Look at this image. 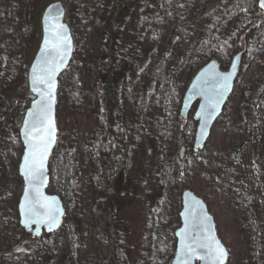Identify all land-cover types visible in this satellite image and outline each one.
I'll use <instances>...</instances> for the list:
<instances>
[{"label":"rangeland","instance_id":"rangeland-1","mask_svg":"<svg viewBox=\"0 0 264 264\" xmlns=\"http://www.w3.org/2000/svg\"><path fill=\"white\" fill-rule=\"evenodd\" d=\"M171 1L179 16H176L177 21L183 18L192 21L216 6L220 0ZM47 4L40 2L34 5L33 0H0V39H11L15 45L28 41L30 64L41 42V16ZM142 8L141 2L135 4L127 22L121 24L122 27L117 32V51L131 48L135 43L143 48L154 47L150 40L154 24L142 18ZM243 13L240 12V15ZM90 21L88 7H84L73 20L75 58L79 64L78 81H66L64 78L60 93L58 92V125L62 124L63 115L69 117L72 111L75 112L72 118H65V126L69 125L74 130L78 137L77 145L67 158L58 154L50 162L51 180L48 191L58 194L64 206L61 186L65 177H70V215L67 222L64 219L62 227L53 233H44L39 237L30 233L35 238V243L49 246L59 264H67L72 252H75L78 264H133L138 261L139 253L142 252L140 246L143 227L152 211L156 210L161 221L169 226L168 229L175 236V231L180 226V218L175 214L178 202L181 203L183 191L190 189L208 203L218 224L221 239L227 247L233 248V257L228 264H249L248 247L249 240L253 244L255 221L264 225V74L259 73L264 65V37L256 35L258 26L250 30L242 27L239 35L233 36V42L241 45L240 48L250 47V58L248 61L243 60L239 79L227 106L201 151L194 149L197 124L193 131L192 124L188 122V128L185 125L182 132L183 122L177 120L174 139L165 156L160 160L156 157L154 151L147 146L146 134L141 131L135 134L132 131V128L136 130L133 123L139 114L144 113L149 117L152 129H155L157 113L164 115L163 109L169 108V102H160L157 96L150 97L146 94V84L141 87L147 73L151 74L150 77L154 75L152 69L137 75L126 63L120 67L117 76L123 82V105L132 134L129 137L127 155L128 178L114 202L112 198L101 196L96 184L97 179L99 182L106 180L112 167L111 154L107 149H99L88 135V129L93 130L103 120L96 81L102 75L99 51L109 34L105 31L102 19L97 17L91 32L88 25ZM34 28L36 33L38 29V35L33 34ZM242 35L244 38L239 40ZM201 40L202 38L196 37L193 48L182 38H178L176 42L177 60L176 63L173 61V70L178 72L189 65L190 81L208 61L202 65L190 62L196 51L208 44L207 39L205 42ZM167 44L168 39L164 46ZM201 52L205 57L208 54L204 49L199 51ZM108 54L111 56L110 51L105 53ZM119 55L112 54L117 60ZM30 103L28 101V107ZM20 107L19 103L9 107L4 100H0V154L3 162V166L0 164V185L4 181L9 183L8 189L0 188V264H24L25 247L18 251L15 248L25 243L26 238H31L16 222L19 221L18 203L24 188L19 172L23 145L20 141V129L15 122V115ZM73 108L75 109L72 110ZM192 116L193 112L187 119ZM112 126L121 135L124 134L123 130L128 129L122 128L116 115L112 117ZM258 130L261 133L260 160L256 164L253 156L254 143L251 141ZM181 136L186 141L184 146L180 144ZM248 139L251 141L244 151V160L242 163H234L232 149ZM189 142L194 150L192 154H189ZM182 148L184 151L181 156ZM160 161L163 163L164 179L157 182L156 170L161 165ZM204 166L216 177H211L208 181L203 174ZM243 167L248 174L246 189L253 194L250 202L242 195L239 184ZM261 240L264 258V232Z\"/></svg>","mask_w":264,"mask_h":264},{"label":"trees","instance_id":"trees-1","mask_svg":"<svg viewBox=\"0 0 264 264\" xmlns=\"http://www.w3.org/2000/svg\"><path fill=\"white\" fill-rule=\"evenodd\" d=\"M53 1L55 0H33L34 5L40 2L44 4L47 2L49 4ZM62 1L67 9L66 21L70 24L72 31L74 29L73 20L77 18L78 13H80L84 7H88L91 15V21L88 24L90 25V31L93 32L97 17L102 19L105 31L109 34L106 43L101 44L99 51L101 60L99 62V67L102 71V75H100L96 81L103 120L100 121L93 130L90 131L88 129V135L99 149H107L111 154L112 167L107 173V178L103 182H99V179H97L96 181L98 182L96 184H98L97 189L101 192V196L112 198L115 202L128 178L127 155L129 154L130 146L129 137L132 134L127 124L125 106L123 105V82L122 79L117 76L120 67L126 63L133 71L135 70V74L137 75L140 73L145 74L144 71L147 72L152 69L154 75L150 77L151 74L147 73L146 80L143 83L140 82L142 83L141 87L146 84V94H149L150 97L151 95L157 96L160 102L163 100L169 102V108L163 109L165 111L164 115L161 112L157 113L155 129H152L149 117L144 113L139 114L138 117L135 118L136 124L133 123V126L136 130L132 128L135 134H138L140 131L146 134L148 148L151 149L152 152L154 151L156 157L160 160L162 156H165L168 146L174 139V125L177 120L181 123L183 122L182 132L185 125L188 128V122L192 124L193 131H195L197 124L193 116L184 120L179 115L183 96L189 85L190 79L188 73L189 65L178 72L173 70L174 62L176 63L177 60L175 52L177 39L182 38L190 48L194 47L193 40L196 39V37L202 38L201 42L207 39L208 44L201 48L207 51V56L205 57L202 52L199 53L201 49H198L191 57L190 62H197L202 65L207 60L218 59L221 62L222 68L227 69L233 56L241 50H246L243 60L248 61L250 58V56H248L250 54L248 52L250 47L249 49H244V47L240 48L241 45L239 46L233 42V36L239 35L242 27H246V30H250L258 26L255 32L256 35H259L260 38L264 37V13H262L258 7L259 0H220L216 6L209 9L195 20L187 21V18L182 17L183 19L177 21L176 16H179L171 0ZM138 2H141L143 5L141 12L142 18L148 19L154 24L151 35L152 39H150L154 47L143 48L140 44L135 43L131 48H123L117 51V32L120 31V27H122L121 24L127 22L133 7ZM243 11L245 12L243 13ZM240 12L243 14L240 15ZM35 33L36 28H34L33 31V34ZM36 34L38 35V29ZM243 38L244 35H242L239 40ZM167 39L168 44L164 46ZM28 46V41L21 45H15L12 43L11 39H0V100H4L9 107L17 103L21 104L20 109L15 115V122L19 129L26 109L28 108L27 103L33 100V95L28 85V70L30 67ZM107 51L111 52V56L109 54L105 55ZM112 54H120L119 60H117V57L112 56ZM78 65L74 55L67 71L60 78L59 93L64 78L66 81H78ZM262 67L263 69L259 71L260 74H264V65ZM74 109L75 108L72 110ZM147 109L149 110L148 106ZM166 110H168V112H166ZM74 114L75 112L72 111L69 117L72 118ZM114 115L118 117L123 129L128 128L126 131L123 130V135L118 133L112 126V117ZM69 117L63 115L62 124H59L58 143L51 157V161L57 157L58 154L62 155L63 158L65 155L67 158L77 145L78 137L74 130H72L69 125L65 126V118ZM84 135L87 136L86 133H84ZM260 138L261 133L260 130H258L252 141L248 139L236 145L231 151L234 163H242L244 160V151L251 141L254 143V162L258 164L260 160ZM184 140L185 139L181 136L180 144L183 146L186 145L184 144V142H186ZM188 150L189 154H192L194 151L191 142L188 143ZM0 164L3 166L1 154ZM162 164L161 162L160 167L156 170L157 182L164 179ZM148 166H150V163H148ZM203 174L207 177L208 181H210L211 177H216L214 173L209 172L206 166H204ZM69 184L70 177L66 176L61 186V195L64 199L65 209L67 211L65 222H67L70 215V199L72 198ZM239 184L241 185L242 195L250 202L253 194L246 189L248 186V174L244 167L239 179ZM8 185L9 183L4 181L0 185V188L2 190L5 188L8 189ZM252 190H254V187ZM180 209L181 203L179 201L175 213L177 216H179ZM16 222L18 226L19 221ZM168 227L167 224L161 221L156 210L152 211L148 217V222L143 227L144 230L142 232L140 246L142 250V252L140 251L141 255L139 253L138 261L133 264H171L176 252V238L174 232L168 229ZM172 229L174 230V227H172ZM263 232L264 225L262 222L256 220L253 233L254 236H252L253 244L251 240H249V264H264V258L262 257L263 253L261 251V247L263 246L261 240ZM27 235L31 238L30 240L26 238L27 241L23 243L26 251H24V264H59L56 260V255H53L49 246H39L35 243V238H33L30 233ZM228 248L231 260L234 252L232 251V247ZM67 264H78L75 252L70 254Z\"/></svg>","mask_w":264,"mask_h":264},{"label":"water","instance_id":"water-1","mask_svg":"<svg viewBox=\"0 0 264 264\" xmlns=\"http://www.w3.org/2000/svg\"><path fill=\"white\" fill-rule=\"evenodd\" d=\"M258 7L264 13L261 0L258 2ZM66 14L67 9L62 0H55L46 5L41 16V42L28 70V85L33 100L26 109L20 127L23 152L19 172L24 182V188L18 203V214L21 227L24 231L32 233L34 237L59 230L66 215L61 197L48 191L51 180L50 162L59 135L57 105L60 78L67 71L75 55L74 35L70 24L66 21ZM56 25H63V29L70 40V48L62 63L59 61L56 51L59 43L55 39ZM244 54L245 51L243 50L235 54L227 69L222 68L218 59H210L194 75L185 91L180 117L186 120L193 112L197 121L194 143V149L197 151H201L206 146L216 122L227 106L241 73ZM49 68H54L53 77L55 81V88L52 93L54 99L50 101L51 111L49 114V119L55 129L54 141L50 143L43 159V175L38 179H32L30 182L29 177L25 174L26 159L33 151L32 145L39 142L38 137H40L41 132L43 131L45 136L47 135V125L41 126L34 120L32 114L38 111L40 105L49 102V89L38 79L41 75L46 74ZM225 77H228L226 88L223 86ZM34 123L41 131L33 129ZM183 151L184 148H182L181 156ZM30 209L36 215H32ZM50 211L56 216L55 223L48 219ZM179 218L180 226L175 231L176 252L171 264H219L209 255L210 248L215 247L217 242L227 252L222 264H228L229 249L220 237L216 219L210 212L208 203L202 197L190 189L184 190L181 196ZM202 245H207V247H202ZM22 247L23 244L21 243L15 248V251L22 249Z\"/></svg>","mask_w":264,"mask_h":264},{"label":"snow or ice","instance_id":"snow-or-ice-1","mask_svg":"<svg viewBox=\"0 0 264 264\" xmlns=\"http://www.w3.org/2000/svg\"><path fill=\"white\" fill-rule=\"evenodd\" d=\"M261 7H264V0H261ZM55 39L59 42L56 51L58 53V59L62 63L65 56L67 55L68 49L70 48V40L63 29V25H56V35ZM54 68H49L46 74L41 75L38 79L39 82L45 84L49 89L48 98L49 102L38 107V111L34 112L32 115L34 120L37 121L41 126L47 125V135L45 136L44 132H41L40 137H38L39 142L37 144L32 145L33 151L30 152L29 158L26 159V169L25 174L29 177V181L32 179H38L43 175V159L47 153L48 147L51 142L54 141V125L49 119V114L51 111V99H54L52 95L55 88V81L53 77ZM228 77L224 78L223 86L227 87ZM33 129L37 131H41L36 126V123L33 124ZM32 215H36V213L30 209ZM48 219L52 221V223L56 222V216L51 211L48 213ZM51 227V225H49ZM202 247H207V245H202ZM191 251V248H189ZM209 255L212 259L219 264H222L224 258L227 255L226 250L220 246L217 242L215 247L210 248Z\"/></svg>","mask_w":264,"mask_h":264}]
</instances>
